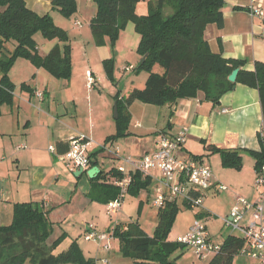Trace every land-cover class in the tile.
<instances>
[{
  "label": "crops",
  "instance_id": "obj_1",
  "mask_svg": "<svg viewBox=\"0 0 264 264\" xmlns=\"http://www.w3.org/2000/svg\"><path fill=\"white\" fill-rule=\"evenodd\" d=\"M24 1L28 8L37 14L51 15L54 23L66 31L67 43L71 49V75L67 79L57 78L46 68L38 67L21 57L14 61L8 71L15 89L12 103L2 105L0 114V225L11 221L15 203H35L46 212L47 219L52 223L51 235L59 228L51 242L60 236H62L60 243L65 238V244L68 246L76 241L82 249L83 256L91 258L85 254L81 240L74 238L71 231L62 226L70 215L87 209L93 202L106 205L101 200L100 187L93 184L86 171L78 173L77 168L66 166L61 160L65 144L78 135L94 140V147L89 155L98 151L91 159L97 161L96 165L100 171L106 172L120 166H125L129 170V165L123 161L125 156L139 158L149 154L155 149L160 135H174L181 127L186 126L188 128L186 140L176 151V156L182 160L198 158L210 166L212 173L210 188L201 192L202 208L195 214L196 218L205 222L206 228L205 219H209L213 211L208 196L214 197L215 194L228 189L226 185L225 190L218 189L219 184L225 182L241 187L243 181H234L232 176L240 179L244 171L248 184L255 181V158L250 152L261 149L260 135L263 123L257 88L236 82L220 96L217 103L204 99L202 92L196 97L160 106L135 100L124 109L130 116L128 134L106 141L116 132L117 116L112 117L113 101L116 103V97H125L133 88L142 89L148 73L136 83L131 81L124 89H120L117 81L121 78L118 70L121 67L113 55L111 56V51L103 46H95L91 52L89 51L88 46L95 40L90 29V21L96 12L93 0H76L77 9L69 17H64L54 9L51 0ZM146 1L148 11V4L153 0H140L136 4L135 12L138 15H144L143 5ZM249 2L250 0H224L221 8L222 25L208 24L204 30V38L212 52L219 53L224 58L245 60L242 68L254 70L255 61L264 63V36L260 19L250 16L248 12ZM255 2L264 9V0ZM34 38L41 56L47 55L55 48L61 50L65 44L58 38L37 39L35 35ZM107 39L105 37V46ZM13 48L12 43L10 49ZM95 56L102 60L114 59L111 78L107 76L103 67L97 66L100 62L93 60ZM138 57L141 58L139 55ZM124 62L130 64L124 70L134 68L131 59H125ZM158 66L154 65L153 70L161 73L162 69ZM117 67L119 68L116 70ZM87 71L94 78L90 87L86 81ZM106 80L113 84L111 89L113 94L107 97L103 94L106 90ZM21 83L28 84L33 92L21 90ZM38 91L42 92V98L36 96ZM107 142L112 147L109 150L105 148L107 144H102ZM20 144L25 147L15 150V146ZM49 146H54L55 151H50ZM208 146L238 150L242 156V168L234 170L223 167L220 154L211 152ZM114 148L118 149V154H115ZM134 171L136 170L130 171V174ZM142 177L150 180L148 191H151L153 185L156 188L161 180L156 169L149 170ZM110 182L114 183V179L111 178ZM234 193L231 191L227 194L232 197L230 196L231 206L227 213H224L225 217L234 204ZM252 197V200L255 199ZM174 201L179 208H186L183 201ZM251 216L252 210H248L242 224ZM191 223L176 237L185 233ZM86 226L81 228L83 236L87 230ZM207 232L212 243L221 244L225 239L219 243L215 242L208 228ZM233 234L240 235L237 231ZM83 239L88 242L84 237Z\"/></svg>",
  "mask_w": 264,
  "mask_h": 264
},
{
  "label": "trees",
  "instance_id": "obj_2",
  "mask_svg": "<svg viewBox=\"0 0 264 264\" xmlns=\"http://www.w3.org/2000/svg\"><path fill=\"white\" fill-rule=\"evenodd\" d=\"M93 1L96 12L90 21V29L95 41H102L107 36L110 42H114L120 30L131 20L140 36L136 52L140 57L146 55L136 70L148 73L142 89L133 88L125 97H116V132L106 141L128 134L130 116L124 109L135 100L160 106L196 97L202 92L204 99L217 103L225 91L240 82L257 88L259 93L263 120L261 149L250 152L255 158L257 174L264 164V63L255 61L254 70H246L242 68L245 60L224 58L210 50L204 30L211 23L222 25L224 0H153L149 2L144 15L135 12L140 0ZM51 5L66 17L77 9L76 0H51ZM37 32L44 39L58 38L65 44L61 50L55 48L41 56L34 38ZM67 41L66 31L54 23L51 15L37 14L28 8L24 0H0V114L1 106L13 101L15 84L9 78L8 71L18 57L46 68L57 78L70 77L71 49ZM9 43H13V49L6 47ZM111 61L109 59L105 63L110 78ZM154 65H159L162 72H155ZM234 68H239V71L236 81L230 82L227 77ZM20 89L33 92L26 83H21ZM67 149L68 143L61 153ZM208 149L220 154L223 167L234 170L242 168V156L238 150L215 146H208ZM96 152L90 155L92 166L97 164L96 160L91 159ZM131 175L128 193L137 194L142 189H149L148 178H143L138 171ZM121 177L122 173L112 168L106 172L100 171L92 178L93 184L101 189L103 203L117 198L119 188L110 179L115 181ZM179 210L173 200L158 208V223L152 234L144 231L137 220L115 225L111 234L118 239L121 254L130 258L132 264H173L170 256L186 247L177 241L167 240ZM52 231V223L47 219L46 212L35 203H15L11 221L0 225V264H95L94 260L83 256L76 241L62 252L53 254L62 236L48 244ZM244 241L240 235L229 234L219 244V250L210 257L209 264H231Z\"/></svg>",
  "mask_w": 264,
  "mask_h": 264
},
{
  "label": "built area",
  "instance_id": "obj_3",
  "mask_svg": "<svg viewBox=\"0 0 264 264\" xmlns=\"http://www.w3.org/2000/svg\"><path fill=\"white\" fill-rule=\"evenodd\" d=\"M248 12L252 17H258L261 21V31L264 36V9L255 0H250ZM87 85L90 87L94 82L92 74L86 72ZM38 98H42V92H36ZM188 128L183 126L174 135H160L156 141L155 149L139 158L125 156L124 164L129 165L130 171L136 170L142 175L151 169L159 171L160 183L155 188L154 205L163 207L167 201L181 200L184 206L202 208V191L210 188L212 183L211 168L198 158L188 160L179 159L176 151L184 144ZM93 140L82 135L75 136L68 141V149L61 154V160L66 166L87 170L92 167L90 152L94 147ZM20 144L15 150L23 149ZM50 151H55L54 146H49ZM118 154V149L115 150ZM122 177L114 181L119 188L117 198L105 205V211L111 215L117 212L120 202L127 192L131 182L130 171L125 166L117 167ZM255 187L260 188L257 200L249 202L241 195L234 198V204L229 214L223 219L224 225L232 231H237L244 238L243 246L238 254H243L260 260L264 264V164L256 174ZM218 189L225 190L226 186L219 184ZM248 210H252V216L246 224H242L243 217ZM84 238L88 241L103 242L106 234H100L93 224H87ZM180 244L192 248L198 258L208 260L219 250V244L212 243L208 236L206 224L196 218L189 229L177 240ZM106 262V261H105ZM209 264V262H208Z\"/></svg>",
  "mask_w": 264,
  "mask_h": 264
},
{
  "label": "rangeland",
  "instance_id": "obj_4",
  "mask_svg": "<svg viewBox=\"0 0 264 264\" xmlns=\"http://www.w3.org/2000/svg\"><path fill=\"white\" fill-rule=\"evenodd\" d=\"M147 3L148 2L146 1L145 4L143 5L144 14L147 13V9H146ZM63 24H67V23H63ZM35 37L37 39H42L41 34L39 32L35 34ZM138 40H139V34L135 30L133 22L130 20L126 23L125 27L120 30L119 35L115 39L114 42H110L108 38L107 46H105L106 42L104 38V40L102 41L94 40L88 46L90 52L95 48V46L96 47L103 46V47H106V49H109L111 51V56L113 55V58L115 59L116 62H119L120 64L119 67H121L120 69H118L119 67L116 68V70L117 69L119 70L120 75H121V78H118V81H117V85L119 84L118 88L120 89L122 88L124 89L126 86H128V84H130L131 81H134L136 83L137 81L140 80V78L143 75H146L147 73L146 71H143V70H140V71L136 70V66L138 65V62L140 61V58L137 55L138 53L136 52ZM6 47L8 49L12 48V43L7 44ZM115 50L118 51V55L116 54ZM98 54L100 56V51ZM99 56H95L93 60L100 62L99 64H97V66L103 67L106 71L105 63L108 60L107 59L102 60L100 59ZM125 59L127 60L131 59V61L134 64L133 69L128 68L127 70L125 69L126 71L124 70L126 66L130 65L124 62ZM113 60L109 64V66L111 67V70H113L114 68L112 66L114 64ZM106 74H107V71H106ZM112 86L113 84L107 81L105 85L106 90H104V93H103L104 96L107 97L113 94L111 90ZM114 103L115 102L113 101L112 117L114 115ZM102 144H107V147H105L106 150H109L110 148H112L108 142L102 143ZM115 149L116 148H114V150ZM232 177L234 181H238V182L243 181V184L241 185V187L238 188V186L240 185H236V184L233 185L230 183L223 182L224 185H226L229 190L227 189L225 191H221L220 193L215 194L214 197L208 196L207 198V199H210L213 205V209H212L213 211L211 212L212 214L210 218L205 219V220L207 223L208 231L210 232L212 239L218 243L222 241L228 234L234 232L229 227L225 226L224 221H223V219L225 218V214L227 213V211L229 210L231 206V202H230L231 195L229 196L227 194H230L232 191V193L235 192L233 197L241 195L247 201L254 202L257 200L258 194L260 192V190L257 191L255 187V181L248 184L245 171L243 172L242 178L240 179H237L235 175ZM154 190H155V187L153 185L151 187V191L143 189V190H140L137 194L126 192V194L123 197V200L120 202V206L117 212L111 215H109L105 211V205H103L100 202H93V204H91V206L88 207L87 209L81 210L76 214L70 215V217L63 223L62 226L64 229L70 230L74 238L77 237L78 240H81L80 243H81L83 250L85 251V254L91 257L87 259L94 260L95 264H132V260L130 258L123 256L121 254L120 249H119V241L116 237L112 236L111 231L114 228L115 224L117 223H121V222L125 223L128 221L137 220L138 222H140L141 227L148 234H152L155 229V226L158 223V215H157L158 208L153 204L154 198H155ZM252 196H254L255 199L252 200L253 198ZM198 210H199V207H193V208L186 207L185 209L181 207L178 212V216L176 217L175 222L173 226L171 227L170 232L167 236V240L176 241L177 238L180 236L178 235L176 237V235L178 233L185 231V228H187V226L191 223V221L193 222L196 219L195 214H196V211ZM244 221H245L244 224H246L247 219H245ZM87 224H93L95 226V230L98 233L106 234L107 239L103 242L84 241L83 239L84 233L82 232L81 234V228L82 229L83 227L85 228ZM57 229L54 230L55 233L51 235L47 243H50L51 240H53V237L56 234ZM65 243L66 241L64 238L63 241L56 247V249L52 251V253L57 254L65 250L68 246ZM174 253H173L174 255L173 254L171 255L173 264H208L209 262L208 260H202L198 258L194 250L189 247H184L182 249L177 250ZM25 264H32V263L26 262ZM66 264H72V263H66ZM231 264H262V263L260 262V260L256 258L246 256L243 254H236L232 258Z\"/></svg>",
  "mask_w": 264,
  "mask_h": 264
},
{
  "label": "water",
  "instance_id": "obj_5",
  "mask_svg": "<svg viewBox=\"0 0 264 264\" xmlns=\"http://www.w3.org/2000/svg\"><path fill=\"white\" fill-rule=\"evenodd\" d=\"M145 58H146V55H143L140 58L139 63H142ZM238 71H239V68H234L227 77L228 81L235 82ZM116 116H117V107H116V103H114V117ZM82 172H83V169L79 168L78 173H82ZM99 172H100V168L97 165H94L86 170V174L89 178H94Z\"/></svg>",
  "mask_w": 264,
  "mask_h": 264
}]
</instances>
